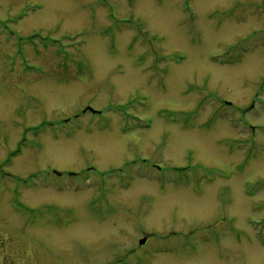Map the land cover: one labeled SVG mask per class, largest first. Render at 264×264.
Masks as SVG:
<instances>
[{"label": "rangeland", "instance_id": "rangeland-1", "mask_svg": "<svg viewBox=\"0 0 264 264\" xmlns=\"http://www.w3.org/2000/svg\"><path fill=\"white\" fill-rule=\"evenodd\" d=\"M0 264H264V0H0Z\"/></svg>", "mask_w": 264, "mask_h": 264}, {"label": "flooded vegetation", "instance_id": "flooded-vegetation-1", "mask_svg": "<svg viewBox=\"0 0 264 264\" xmlns=\"http://www.w3.org/2000/svg\"><path fill=\"white\" fill-rule=\"evenodd\" d=\"M12 35H14V33H12ZM17 51V50H16ZM19 66V65H18ZM17 70H19V73H22V74H29V72H26L25 70H20V66L19 67H17V66H11V65H9L8 66V72L9 73H11V74H13V73H16L17 72ZM83 114H85V113H83ZM77 117H79L78 115H76V118ZM69 175H71V176H73L74 178L73 179H78V180H80V179H86L88 176H86L85 178H81V174H80V172H74V173H70V172H67ZM55 175H58V176H62V174L61 173H56L55 172ZM77 176V177H76ZM146 244V243H145Z\"/></svg>", "mask_w": 264, "mask_h": 264}, {"label": "water", "instance_id": "water-1", "mask_svg": "<svg viewBox=\"0 0 264 264\" xmlns=\"http://www.w3.org/2000/svg\"><path fill=\"white\" fill-rule=\"evenodd\" d=\"M144 242H145V239H141V240H140V243H144Z\"/></svg>", "mask_w": 264, "mask_h": 264}, {"label": "bare ground", "instance_id": "bare-ground-1", "mask_svg": "<svg viewBox=\"0 0 264 264\" xmlns=\"http://www.w3.org/2000/svg\"><path fill=\"white\" fill-rule=\"evenodd\" d=\"M78 140V139H77Z\"/></svg>", "mask_w": 264, "mask_h": 264}]
</instances>
